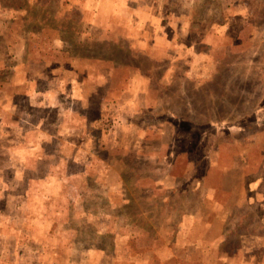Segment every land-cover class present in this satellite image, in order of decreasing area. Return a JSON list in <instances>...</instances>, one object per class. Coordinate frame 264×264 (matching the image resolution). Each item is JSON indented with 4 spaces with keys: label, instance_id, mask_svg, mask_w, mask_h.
Returning <instances> with one entry per match:
<instances>
[{
    "label": "rangeland",
    "instance_id": "1",
    "mask_svg": "<svg viewBox=\"0 0 264 264\" xmlns=\"http://www.w3.org/2000/svg\"><path fill=\"white\" fill-rule=\"evenodd\" d=\"M97 2L0 0V264H264V0Z\"/></svg>",
    "mask_w": 264,
    "mask_h": 264
},
{
    "label": "crops",
    "instance_id": "2",
    "mask_svg": "<svg viewBox=\"0 0 264 264\" xmlns=\"http://www.w3.org/2000/svg\"><path fill=\"white\" fill-rule=\"evenodd\" d=\"M113 1H117V3L113 4ZM130 1H133V0H99V2H97L99 4V7H104L107 3L109 4H113L114 7L113 8V11H111L112 13H110L108 16L111 18L113 16V14H116V15H119L121 14V12L123 11L124 13H129V15H132L133 11H130L127 10L128 8H132V7H128V3ZM151 1V0H150ZM147 2V3H146ZM136 6L134 7L135 9V13L137 15V18L136 21H137V25L139 26V29L142 30V26H149L148 27V30H149V36L153 35L155 36L154 38H156L158 36L157 34V30L159 29L158 26H159V23H158V16L157 14L155 13L156 10H153V8L150 9V5L151 3L148 2V0H136ZM86 4V3H85ZM83 6V5H82ZM112 6V5H111ZM84 10L85 7H83ZM147 10H150L151 12L149 14L147 13H144L146 12ZM100 14H103L101 12H99ZM106 14V13H105ZM144 14V16H143ZM98 15V14H97ZM104 15V14H103ZM120 16V15H119ZM93 26V25H92ZM96 26V25H95ZM94 28V27H93ZM153 38V39H154ZM152 39V37H151ZM156 45H152L150 41H147L145 40L144 44L141 43L140 45V49L145 52L147 51V49L149 50L150 48L154 47Z\"/></svg>",
    "mask_w": 264,
    "mask_h": 264
}]
</instances>
